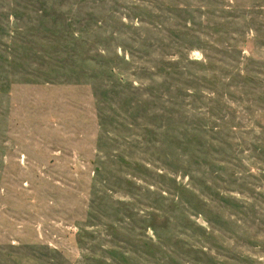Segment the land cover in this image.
Instances as JSON below:
<instances>
[{"label":"rangeland","instance_id":"rangeland-1","mask_svg":"<svg viewBox=\"0 0 264 264\" xmlns=\"http://www.w3.org/2000/svg\"><path fill=\"white\" fill-rule=\"evenodd\" d=\"M0 264H264V0H0Z\"/></svg>","mask_w":264,"mask_h":264}]
</instances>
